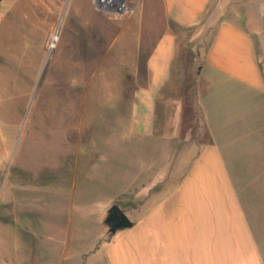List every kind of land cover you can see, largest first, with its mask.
Returning <instances> with one entry per match:
<instances>
[{"label":"rangeland","instance_id":"1","mask_svg":"<svg viewBox=\"0 0 264 264\" xmlns=\"http://www.w3.org/2000/svg\"><path fill=\"white\" fill-rule=\"evenodd\" d=\"M136 14L108 15L92 0H0V264L60 256L73 227L85 228L73 242L111 241L116 231L106 220L114 203L132 218L131 177L141 168L119 129L131 126L134 95L148 75ZM188 58L181 56L166 101L158 102L167 113L159 126L179 132L172 188L191 169L195 144L211 141L196 102L198 66ZM209 106L218 146L230 154L246 241L264 250V98H236L231 108L210 99ZM143 150L144 162L156 153Z\"/></svg>","mask_w":264,"mask_h":264},{"label":"crops","instance_id":"2","mask_svg":"<svg viewBox=\"0 0 264 264\" xmlns=\"http://www.w3.org/2000/svg\"><path fill=\"white\" fill-rule=\"evenodd\" d=\"M134 4L136 38L139 53L146 54L148 75L134 95L131 126L119 129L132 140L131 161L141 168L131 177V184L137 183L133 198L138 199L130 212L133 226L118 228L109 242H73L76 235L82 241L75 231L85 230L73 227L74 239L62 243L60 256L49 253L38 262L264 264L262 243L246 241L230 154L226 156L218 146L209 123L210 99H225L231 108L236 98L252 94L264 98V0H137ZM184 54L198 66L196 102L211 141L201 147L195 144L198 152L191 169L172 188V136L179 132L159 126L167 113L158 110V102L166 101L164 89ZM181 109L175 112L176 119L181 118ZM236 115L228 113L230 118ZM145 146L149 151L155 147L156 153H148L144 162Z\"/></svg>","mask_w":264,"mask_h":264},{"label":"built area","instance_id":"3","mask_svg":"<svg viewBox=\"0 0 264 264\" xmlns=\"http://www.w3.org/2000/svg\"><path fill=\"white\" fill-rule=\"evenodd\" d=\"M98 11L108 15H125L127 13H135L136 4H131L128 0H92Z\"/></svg>","mask_w":264,"mask_h":264},{"label":"water","instance_id":"4","mask_svg":"<svg viewBox=\"0 0 264 264\" xmlns=\"http://www.w3.org/2000/svg\"><path fill=\"white\" fill-rule=\"evenodd\" d=\"M107 224L115 232L118 228L132 227L133 221L130 219L126 211L117 203H114L109 209Z\"/></svg>","mask_w":264,"mask_h":264},{"label":"flooded vegetation","instance_id":"5","mask_svg":"<svg viewBox=\"0 0 264 264\" xmlns=\"http://www.w3.org/2000/svg\"><path fill=\"white\" fill-rule=\"evenodd\" d=\"M109 216V215H108Z\"/></svg>","mask_w":264,"mask_h":264}]
</instances>
